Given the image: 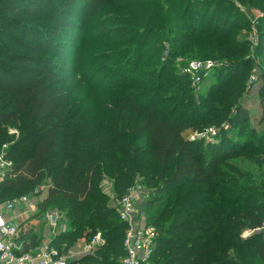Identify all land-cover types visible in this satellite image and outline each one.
I'll use <instances>...</instances> for the list:
<instances>
[{
  "label": "trees",
  "instance_id": "obj_1",
  "mask_svg": "<svg viewBox=\"0 0 264 264\" xmlns=\"http://www.w3.org/2000/svg\"><path fill=\"white\" fill-rule=\"evenodd\" d=\"M238 1L264 14V0ZM231 2L0 0V154L13 163L0 201L40 185L50 170L57 175L41 210L69 205L58 249L99 227L105 245L90 264H120L127 226L98 186L104 173L125 179L121 199L145 160L144 180L156 194L150 205L160 204L151 217L158 234L151 264H264L263 234L242 237L264 225V187L255 183L264 133L243 129L250 44L238 40L248 25ZM258 28L264 61V17ZM190 60L226 62L198 101L176 87L189 80L179 68ZM225 121L240 126L234 139L220 133L206 146L185 136ZM234 158L258 169L247 173L229 163Z\"/></svg>",
  "mask_w": 264,
  "mask_h": 264
},
{
  "label": "built area",
  "instance_id": "obj_2",
  "mask_svg": "<svg viewBox=\"0 0 264 264\" xmlns=\"http://www.w3.org/2000/svg\"><path fill=\"white\" fill-rule=\"evenodd\" d=\"M252 14L254 15L253 33H251L250 40L258 43L257 28L260 19L264 16L262 12L255 10H252ZM220 66L222 64L211 60L192 61L184 67L183 74L195 85H199L205 76ZM219 134L220 131L208 128L189 139L196 141L197 138H200L205 139L207 144H214L218 141ZM12 164V161L6 156V152L2 151L0 154V182L4 180ZM145 191L147 190L136 183L124 197L117 201L115 206L120 220L127 226L124 239L126 255L120 264H151L155 256L158 234L150 231L146 225L137 223L142 205L140 203L144 202ZM21 205L30 206L29 198L22 197L0 205V264H70L68 253L55 248L52 241H47L30 252H23L19 239L20 224L12 222L8 218V215ZM45 218L54 231L59 228L61 215L58 212H48ZM254 234H263L264 236V225L259 229L246 231L242 237L247 239ZM104 245L103 234L98 232L85 241L84 253L96 256L103 250Z\"/></svg>",
  "mask_w": 264,
  "mask_h": 264
},
{
  "label": "rangeland",
  "instance_id": "obj_3",
  "mask_svg": "<svg viewBox=\"0 0 264 264\" xmlns=\"http://www.w3.org/2000/svg\"><path fill=\"white\" fill-rule=\"evenodd\" d=\"M232 4L236 7L238 13H240L241 15H243L247 21V25L248 27H246V29L244 27L242 28H238V40L243 42L245 40L250 41V47H249V59L251 61V66L249 69L246 70V75H247V91L245 92V97L243 98L241 105L243 106V108L249 113V122L248 124H245L243 128L244 131H248L251 128L254 131H257L258 133H264V102L261 100V98L258 96L257 92H258V81L260 80V74L264 73V61L263 59L257 54V49L259 47V43H260V33H259V28H257L258 32V43L257 42H252L250 40V36L251 33H253L252 28H253V24L252 21L254 19V15L252 14V9H249L248 7H246L245 5L241 4L238 0H231ZM244 10V11H242ZM264 16V14H263ZM259 27V26H258ZM257 43V44H256ZM257 45V46H256ZM148 53L146 54H141V58H139L141 61L139 62V69L140 67L143 68L145 67V62H143L144 59H146ZM194 61H205V60H194ZM215 61L216 63L219 64H223L226 62H219L216 60H212ZM190 61H187L183 67L179 68V74L181 76H184L183 74V69L185 67V65ZM177 64H182L181 60H177L176 61ZM220 68V67H218ZM217 68V69H218ZM172 69V66L169 67V72ZM215 71V70H214ZM169 72L166 74V78L169 75ZM213 72V71H212ZM212 72H210L207 76L204 77V79L202 80L201 84L199 85H195L190 79L187 81L186 79L183 80L182 82H177L176 87L180 88L179 90V94H181L182 96H185L186 98H189V96H193L194 99L196 101H198L199 97L202 96L203 93H206L214 84V82L216 81L212 75ZM107 75V73L105 74ZM104 75V77H105ZM178 75V74H176ZM166 94H168V91L165 92ZM84 109H87V107H84ZM85 110L82 112V114L79 115L76 123L74 124V129H77V125L79 123V120H83L84 119V113ZM82 115V116H81ZM81 118V119H80ZM93 122V121H91ZM94 125V124H93ZM92 125V128H95ZM239 127L238 126L236 129L237 130H231V124L229 123V121H225L222 124H212L210 126V128H213L215 130H217L218 132L220 131L221 135L226 136L227 135V139H234V137L236 136V132H239ZM208 129V128H207ZM76 131H74L73 133H75ZM203 132V131H202ZM9 133L10 135L14 138V140L17 138L18 136V132L15 129H9ZM199 134L201 132H198ZM197 132H192L191 130H187L185 132V136L187 137H193L195 134H198ZM219 138H220V134H219ZM196 141L198 142H204L205 145L207 146L206 140L205 139H200L197 138ZM12 145V143H8L6 144L4 147H10ZM3 147V150H4ZM26 149V147L24 149H20L18 150V156H20L21 153H23V151ZM232 165L236 166L237 168L242 169L245 172H251V173H255L253 170V167L257 168L258 166H254L251 165L249 163H241L239 162V159H231L229 160ZM135 168L138 171V173L135 176V181L133 180L132 182L134 183V185L136 183H138L141 187H143L144 189H146L147 191H145V197H144V202H141V208H140V212L138 215V219H137V223L139 225H146V227H148V229L152 232H156V228L154 227V221L151 220V217L153 216L154 211L160 207V204L157 203L155 205H150L151 201H154L156 198V194L154 189H150L147 187V184L145 182V176L149 173V167H148V163L144 160V161H138L135 164ZM258 169V168H257ZM256 171V170H255ZM261 176V181L260 180H256L255 183L256 185L262 189L264 187V169H262V173H260ZM57 174H53V172H51L50 170H48L46 172L45 178L43 180V182L38 185V186H33L30 187L26 192L21 193L19 195H14L13 197H7L4 201H13L15 199H17L20 196H27L29 198H31L34 203H41L42 201H44L47 197L48 194V188L51 184V181L53 179V177H55ZM125 183V179L122 181H118L116 178V175L114 173H104L103 174V179L101 181V183L99 184L98 188L102 191V193L104 195H106L108 197V205L110 206H114L117 204V201L119 200V196L122 193H119V189H121L122 185ZM126 190V189H125ZM124 190V191H125ZM123 191V192H124ZM4 201H0V202H4ZM54 205H52L54 208L45 210L44 212H58L59 214L61 213L62 215V223H61V227L66 228V220L64 219L66 217V209L69 208V205L63 201H56L54 203H52ZM42 227V223L39 225V229ZM144 227V226H143ZM97 228V227H96ZM28 228L25 227L24 229H22L23 232H25V230H27ZM95 232H101L99 227L97 229H94ZM247 231V230H246ZM246 231H244L243 233H245ZM249 231V230H248ZM243 235V234H242ZM105 240V238H104ZM88 263V262H87ZM91 263V261H89V264Z\"/></svg>",
  "mask_w": 264,
  "mask_h": 264
},
{
  "label": "crops",
  "instance_id": "obj_4",
  "mask_svg": "<svg viewBox=\"0 0 264 264\" xmlns=\"http://www.w3.org/2000/svg\"><path fill=\"white\" fill-rule=\"evenodd\" d=\"M29 201L30 206L21 205L14 209V211L8 215L10 221L20 224L21 231L19 239L22 245L23 252L24 249H29L28 252H30L36 247H40L47 241H52L55 245V248L58 249L59 244L57 245V243L61 242V235L63 234L64 230H66V228L61 227V213L59 228L55 230V233L48 220L45 218L48 212H44L43 210H41L39 206L40 203H34L31 198H29ZM115 206L116 205H114V207ZM41 223L42 227L39 229L38 227ZM25 227H27L28 229L23 232L22 229H24ZM87 239L89 238L83 237L69 245L70 248L66 251V253H68L67 255L69 256L71 260L70 262L72 264H89V261H92V258L96 257L84 253V243ZM63 244L65 247H68L67 244Z\"/></svg>",
  "mask_w": 264,
  "mask_h": 264
}]
</instances>
